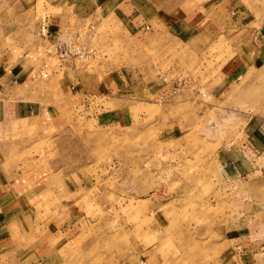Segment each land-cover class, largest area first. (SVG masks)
I'll return each instance as SVG.
<instances>
[{
    "label": "rangeland",
    "instance_id": "obj_1",
    "mask_svg": "<svg viewBox=\"0 0 264 264\" xmlns=\"http://www.w3.org/2000/svg\"><path fill=\"white\" fill-rule=\"evenodd\" d=\"M170 1L177 7L171 24L203 20L222 30L234 21L249 28L264 23V0H230L224 16L220 4L217 12H207L196 10L191 0ZM73 2L74 10L58 1H0V14H9L15 26L30 24L4 39L24 57L20 68L26 80L20 87L41 101L50 80L68 66L69 58L59 60L36 31L45 13L83 32V42L95 48L88 59H75L72 68L80 77L69 69L67 79L79 78L94 92L103 80L113 89L108 76L123 75L128 95L91 98L89 108L77 104V96L75 107L51 116L52 126L44 130L17 122L0 128V141L9 142L7 160L22 172L58 167L72 173L44 177V194L33 190L25 197L32 225L21 222L26 232L16 246L26 243L19 264H236L234 230L264 220V176L229 175L222 149L241 136L249 119L264 116V69L221 82L220 69L239 53L224 38L181 41L173 34H144L113 13L111 0ZM45 62L50 70L41 77ZM163 77L175 81L176 94L130 99ZM211 83L219 85L218 95L208 89ZM106 110L120 117V125H99L96 116ZM37 173L27 174L20 185L37 181ZM51 184L59 192L72 188V204L57 206ZM39 233L41 246L33 240Z\"/></svg>",
    "mask_w": 264,
    "mask_h": 264
},
{
    "label": "crops",
    "instance_id": "obj_2",
    "mask_svg": "<svg viewBox=\"0 0 264 264\" xmlns=\"http://www.w3.org/2000/svg\"><path fill=\"white\" fill-rule=\"evenodd\" d=\"M0 1L2 3L10 2V0ZM21 1L36 2L37 0ZM44 1L51 3L58 1L61 6L71 4L72 10L75 7V4H73L74 0ZM101 1L103 3L110 0ZM111 1L114 3L113 13L121 19L130 22L131 27L136 32L142 31L144 34L161 33L162 36L173 34L181 41L198 40L207 36L213 39L224 38L231 45V48H234L239 53L237 57L227 60L220 69V74L217 77L221 82L229 83L234 81L245 75L251 68L264 69V23L257 28H249L246 27L244 22H242L243 24L239 23L235 25L234 21V24H226L222 30L213 28L211 25H203L205 22L203 20L195 21L193 23L195 25H191L177 19L171 24V19L175 16L177 7L175 2H171L170 0ZM229 1L191 0L196 10L202 11L201 9L204 8L207 12H212V10L213 12H217L219 10L218 5L220 4V9L221 11L223 9V11L221 13L218 11V13L223 16L226 15L225 9ZM67 11L68 13L65 12L63 14L64 17H69V10ZM26 13L27 11H24L23 15L19 14L21 15L20 18H25ZM0 16V128L7 125H15V122H17L19 125H30L39 130H44L45 127L52 126V123L48 121L51 116L61 113L62 109L67 112L68 109L72 110L75 107L74 99L77 96L81 97V100L77 104L81 102L83 104L87 103V107L89 108L91 106V98H98L102 101L111 95H117L119 98H125L128 95L126 91L127 82H125L123 75L108 76L112 79V83L114 82L116 85L113 89H111V84H107L103 80L94 92L87 91L79 78L77 83L67 79L69 77V69L72 71L73 77H80L78 71L72 68L76 58L69 57L68 66L63 71L62 76L50 80V89L42 95L41 98L43 100H33L32 91H26L20 87L26 80L22 74L23 69L20 68L24 57L22 55L17 56L14 53L16 48L4 41L7 35L14 33L17 28L27 29L30 27V24L29 22L26 24L27 21H25V24L15 26V22L9 18V14L3 12ZM207 16L208 14H206ZM52 17L48 15L50 37L46 39L49 40L51 45L59 40L67 42L75 33L80 32L72 30L68 23L62 25V21ZM36 27V31L38 32V25ZM117 77L119 79H116ZM164 77L163 82L158 83L156 87L147 86V89L146 87H142L140 93L136 94L135 97L131 96L130 99H137L139 94L143 97L145 95L151 97L157 95L160 99L176 94L179 88L175 87V81L171 79L166 81ZM132 87L133 85L129 86V91ZM208 89L214 95L219 94V85L217 84H209ZM105 112H109L110 115ZM105 112L103 111L99 117L96 116L99 125H120L119 116L112 114L110 110H106ZM107 116L110 117L107 119ZM158 120L160 118L157 119V122H160ZM250 120H248L243 128L241 136L237 140L225 145L222 150H224L226 156V164H229V175L260 179L264 176V116L258 117L256 122ZM5 146H9V142L0 141V264H19L21 257H25L21 252V248L26 243L21 244L20 249L16 246V241L26 232L21 222L24 221L29 226L32 225V218L26 214V209L29 207L26 206L25 197L33 190L37 195L44 194L45 189H43L42 180L44 177L53 178L54 176L62 175L65 178H69L72 173L67 172L68 169H59L58 167L53 171L50 170L52 172L48 171L45 167H31L27 171L22 172L17 168V163L15 164V162L7 160L8 149ZM33 172H38L37 181H35L36 179L34 181L30 180L27 185H20L19 180ZM30 177H35V174H31ZM49 192L59 200L57 201V206L63 207V205L72 204V188L67 187L65 188V192L63 190L59 192L58 187L54 188L53 184H51ZM32 207L35 208L34 205ZM52 239L54 238L52 237ZM33 240L38 242V246H41V233L35 237L33 235ZM230 240L233 241L234 255L237 259L236 264H264V220L248 222L241 226L240 229L236 228ZM35 247L37 246L35 245Z\"/></svg>",
    "mask_w": 264,
    "mask_h": 264
},
{
    "label": "built area",
    "instance_id": "obj_3",
    "mask_svg": "<svg viewBox=\"0 0 264 264\" xmlns=\"http://www.w3.org/2000/svg\"><path fill=\"white\" fill-rule=\"evenodd\" d=\"M38 34L40 37L47 39L50 37L48 16L44 13L38 20ZM92 29V27H91ZM55 49V55L59 60L67 59L69 57H75L79 60H86L95 53V48L92 45L83 42V32H77L69 41L59 40L52 44ZM50 53V49L46 50ZM62 64L57 65V69H60ZM50 66L48 62L43 63V67L39 74L41 77H47ZM176 90V89H175Z\"/></svg>",
    "mask_w": 264,
    "mask_h": 264
}]
</instances>
